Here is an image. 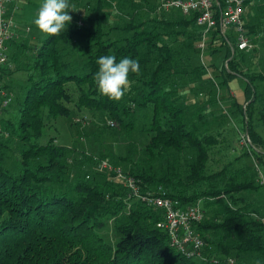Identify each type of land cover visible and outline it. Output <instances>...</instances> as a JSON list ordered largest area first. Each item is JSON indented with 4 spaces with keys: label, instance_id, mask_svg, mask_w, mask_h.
Masks as SVG:
<instances>
[{
    "label": "trees",
    "instance_id": "16d2710c",
    "mask_svg": "<svg viewBox=\"0 0 264 264\" xmlns=\"http://www.w3.org/2000/svg\"><path fill=\"white\" fill-rule=\"evenodd\" d=\"M113 1L95 0L94 7L88 1L85 8L94 15L86 21H93V29L87 26L80 33L70 21L59 35L44 33L29 60L23 62L25 84L20 87L19 100H13L16 112L0 118V264H239L233 257L239 259L245 254L264 259V221L250 215L264 212L248 210V205H239L242 199L235 197L258 185L248 179L250 175L241 177L240 171H231L229 164L214 173L207 172L209 150L218 140L200 130L198 122H203L208 112L193 110V105L184 101L185 89L178 85L177 79L189 81L195 95L203 89L200 77L206 69L203 65L191 67L185 51L183 54L180 50L181 45L199 52L194 46L201 30L195 26L194 17L170 11L176 17L167 16L168 12L160 17L131 16L111 26L107 20L112 17L109 6ZM120 1L132 7L137 3ZM245 1L249 7L244 27L253 42L264 34V4L260 15H256L254 0ZM110 32H117V36L113 38ZM74 37H82L87 43L80 47L84 55L81 67L67 61L58 47ZM177 41L179 48L173 44ZM10 44L28 49L12 40ZM222 48V59L217 64ZM205 50L212 60V79L218 80V85L228 87L233 77L244 80V107L234 99L232 103L241 114L242 130L248 133L252 145H264V138L252 123L259 97L255 82L264 80V74L249 71L246 53L237 50L232 35L221 37L213 32ZM105 54H115L117 60L129 56L140 63L141 71L129 75L130 87L119 100L102 95L96 87V59ZM11 59L15 62L17 53L8 55V61ZM14 71L3 70L2 84L3 77ZM69 83L79 91L75 102L78 108L105 112L122 129L136 128L150 134L143 148L145 158L127 170L139 179L143 190L160 186L181 206L202 201L205 214L196 226L204 242L202 259L186 256L169 245L167 233L156 226L161 220L159 208L131 200L126 211L125 188L107 177L103 181L90 177L91 168L100 159L107 157L112 166H119L129 159L127 156L103 152L96 157L82 152L74 179L67 182L69 170L63 158L70 148L55 143L54 137L44 143L41 140L46 123L70 114ZM257 114L264 121V113L258 110ZM186 148L193 149L195 155L184 176L172 163L162 169L153 166L152 161L158 157L171 161L164 156L170 150L180 153ZM247 152L263 162L262 151L250 148ZM8 157L14 159L13 167L6 165ZM105 174L111 175V171ZM206 207L214 209L211 217ZM111 219L116 235L113 244L99 233Z\"/></svg>",
    "mask_w": 264,
    "mask_h": 264
},
{
    "label": "rangeland",
    "instance_id": "374dc122",
    "mask_svg": "<svg viewBox=\"0 0 264 264\" xmlns=\"http://www.w3.org/2000/svg\"><path fill=\"white\" fill-rule=\"evenodd\" d=\"M88 1L90 7L95 6V0H75V3H73L75 5V10H71V21L75 29H78L80 33L85 32L87 26H89L90 29L94 28L93 21H86V19L91 20L94 15L90 9L85 8ZM136 2V6L132 7L124 1L114 0L109 6L112 17H109L107 22L112 26L115 22L128 20L131 16H133L134 19L146 18L149 15L156 17L161 16L160 14L162 12L157 10L159 0H136ZM40 3L41 0H23L16 5L13 11L15 31H19V34L12 41L15 44H24L28 49L23 47L24 50H22L9 43L8 55L17 53V60L15 62L13 59L9 61L12 65L11 69L15 71L3 77V84L6 85L5 89L11 94V103L6 108L0 110V118L9 117L16 112L17 107L13 100H19L21 97L20 87L22 84H25L22 73L23 62L29 60L32 49L40 42L41 37L43 38L44 36V33L40 32L32 22ZM253 4L256 5V15H260L264 0H254ZM248 7L249 5L247 4V9ZM165 12H168L166 13L167 16L176 17V14L173 16L174 13H170V10ZM26 27H29L28 31H25ZM110 35L114 38L117 36V32H110ZM253 43L255 44V51L250 50L245 52V64L249 71L264 74V34L257 36V38L253 40ZM173 44L176 48H179L178 41ZM84 45H87L84 38L74 37L69 43L65 44L60 42L58 47L64 53L67 61L81 67L84 55L81 53L80 47L82 48ZM180 47L183 54L185 51V55L188 56L191 67L203 65L206 69V73L202 74V77H200V80L204 83L203 89H201V92L198 90L199 93H196V95L194 92L195 89L190 88L189 81H184L183 79H177V81L178 85L181 86L180 88L185 89L182 91L184 101L186 103H191L195 111L208 112L204 121L201 123L198 122L200 130L214 135L218 140V144L212 146L209 150L207 172L214 173L219 171L223 166L229 164V169L231 171H240L241 177L243 175H250L248 179H252L254 183L258 185V188L241 191L235 194V197L242 199L239 205L247 204L248 210L257 208L261 212H264V185H260L257 180L259 172L264 177V166L262 164L264 162V145L254 146V150L263 152V154H261L262 163L255 159L253 153L249 154L247 148L239 145L238 138L243 132V125L241 123V114L232 103V99H234L241 107H244V80L240 77H233L229 79L228 87L218 85V80L212 79L214 74L209 65L212 60L206 55V50L197 53L183 49L181 45ZM220 51V57L216 59L217 64L221 62V53L224 52V48ZM207 77H211V79L208 80L206 79ZM255 83L257 85L259 97L255 104L256 110L252 123L258 134L264 138V121L259 119L260 117L257 114L258 110L264 113V80H256ZM68 90L72 95L71 102L67 103L70 108L69 116H58L55 120L52 119L46 123L45 134L41 140L44 143L50 137H54L55 143L70 148L69 152L63 158L69 170L68 177L66 176L68 183L74 179L73 175L75 174L76 161L81 157L82 152L88 155H95L96 157L103 152H112L116 156H127L129 159L119 164L125 172H127L132 163L141 162L140 160L145 158L143 148L148 143L150 134L136 128L130 131L122 129L115 121L109 118L105 112L90 110L84 107L78 108L75 104L79 94L77 87L73 83H69ZM146 113L147 116L150 115L149 110H147ZM112 121L114 125L110 126L109 123ZM194 155L195 152L191 148H186L180 153H174L170 150L168 154L164 156L171 161H162L163 158L158 157L157 160L152 161V164L156 169L165 168L168 163L178 165L177 167L180 175L184 176L187 173V164ZM6 165L8 167H13L15 165L14 159L8 157ZM95 166L96 164L91 168L93 171H97ZM93 171H90V177H93L95 180L103 181L106 177V179L110 180V176H106L107 174H105L108 171L101 173L104 174V177L99 176V174L96 175ZM227 173L230 175L229 172ZM250 173H252V175ZM213 210L212 207H206V214L211 217L213 215ZM255 214L258 213L253 212L250 215L256 218V216H254ZM99 233L111 244L115 242L116 235L113 229L112 219L107 222L103 229L99 230ZM233 259L239 264H254L257 259L264 262L263 258L255 256L254 254H245L239 259H235L234 257Z\"/></svg>",
    "mask_w": 264,
    "mask_h": 264
},
{
    "label": "built area",
    "instance_id": "2783aa9c",
    "mask_svg": "<svg viewBox=\"0 0 264 264\" xmlns=\"http://www.w3.org/2000/svg\"><path fill=\"white\" fill-rule=\"evenodd\" d=\"M21 1L23 0H0V75L3 70L12 68L8 61L9 43L19 34V31H15L13 11ZM157 10L159 12L170 10L194 17L195 26L201 30L200 40L195 45L200 52L205 50L206 41L213 32L221 37L232 35L234 45L239 51L247 52L255 47L244 27V16L247 11L245 0H159ZM28 30L29 27H26L25 31ZM10 95L0 79V110L8 106L11 101ZM109 125H114L113 121ZM238 142L247 148V151L255 148L246 131L239 135ZM95 169L101 173L110 170V180L126 189L127 209L131 200H136L148 207L161 210V220L156 222V226L167 233L171 247L186 256L203 258L201 251L204 242L196 230L197 224L203 220L205 214L201 200L181 206L176 199L166 196L160 186L143 190L139 179L123 171L120 166H112L107 158L100 159ZM257 180L260 185H264V177L260 172ZM254 216L264 221V214ZM215 261V258H212V262Z\"/></svg>",
    "mask_w": 264,
    "mask_h": 264
},
{
    "label": "clouds",
    "instance_id": "9594fccd",
    "mask_svg": "<svg viewBox=\"0 0 264 264\" xmlns=\"http://www.w3.org/2000/svg\"><path fill=\"white\" fill-rule=\"evenodd\" d=\"M69 10H75L71 0H41L32 22L42 33L59 35L72 19ZM96 64V87L102 95L113 100H119L129 89V75L141 71L138 59L129 56L117 60L115 54H105L97 57ZM254 264L264 262L257 259Z\"/></svg>",
    "mask_w": 264,
    "mask_h": 264
}]
</instances>
